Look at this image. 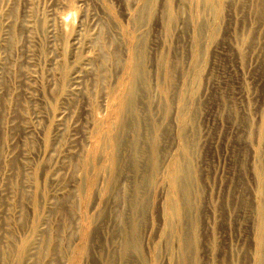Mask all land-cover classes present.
<instances>
[{"label": "rangeland", "instance_id": "obj_1", "mask_svg": "<svg viewBox=\"0 0 264 264\" xmlns=\"http://www.w3.org/2000/svg\"><path fill=\"white\" fill-rule=\"evenodd\" d=\"M27 238L21 264H264V0H0V264Z\"/></svg>", "mask_w": 264, "mask_h": 264}, {"label": "bare ground", "instance_id": "obj_2", "mask_svg": "<svg viewBox=\"0 0 264 264\" xmlns=\"http://www.w3.org/2000/svg\"><path fill=\"white\" fill-rule=\"evenodd\" d=\"M231 4V3H230ZM231 6V5H230ZM146 8V7H145ZM140 12V11H139ZM175 23V22H174ZM238 37V36H237ZM137 38V37H136ZM141 39V38H140ZM139 39V40H140ZM136 41L135 43V47L133 48V52L135 54V63H136V71H135V79L133 80L132 84H131V88L129 91V96L127 99L126 104L124 105L123 108V116L124 118L122 119L121 123H120V133L115 137V140L117 142V145H120L122 142H125L124 140V132L126 129L130 128L129 126L132 125V129L134 131V134L139 132V135L137 136V138L133 141H131V145H132V149L134 151V153L136 154V157H133L134 160H138L139 158H141V156H143L144 151L142 149V144L144 143V136L142 138H140L141 135V131L143 129V118L140 114V111L142 109H140V94H141V87H140V81H142L143 78V73L145 72L144 66H143V55H144V45L143 43ZM145 41V40H144ZM143 41V42H144ZM148 52V51H147ZM146 53V52H145ZM67 74V72L65 73ZM64 74V75H65ZM148 75V73L146 74ZM148 77V76H147ZM148 79V78H147ZM72 80V79H71ZM132 81V80H131ZM67 85V83H66ZM143 104V103H142ZM142 113V111H141ZM147 115V114H146ZM149 126V125H148ZM130 131V130H129ZM132 131V132H133ZM126 133V132H125ZM191 134V133H190ZM144 135V134H143ZM190 140V139H189ZM130 146V145H129ZM117 147V146H116ZM192 147V146H191ZM130 148V147H129ZM131 149V150H132ZM160 149V148H159ZM146 151V150H145ZM162 154V153H161ZM194 157V156H193ZM142 160V159H141ZM231 160V159H230ZM128 165V164H127ZM126 165V166H127ZM137 168H140L139 163H137L135 165ZM230 167V166H229ZM148 170V169H147ZM183 172V171H182ZM134 173V172H133ZM140 175V174H139ZM194 185V184H193ZM195 186V185H194ZM132 187V186H131ZM130 190V189H129ZM132 191V190H131ZM134 196V195H133ZM128 200V199H127ZM128 204V203H127ZM182 204V203H181ZM188 222V221H187ZM38 227H34L32 233L34 235H36V231H37ZM188 234V233H187ZM184 236V235H183ZM91 237V236H90ZM192 237V236H191ZM31 238H27L22 242V245L18 247V250L16 249L15 251H13V256L16 257L15 263L14 264H21L20 261L25 260L30 253L32 252L33 246H37L35 244L36 243V239H34L33 242H31ZM186 244V243H185ZM13 247V246H12ZM131 247V241L129 239H126L124 244H123V253L127 254V251L129 250V248ZM9 250V249H8ZM11 250V249H10ZM9 252V251H8ZM4 252V255L5 256ZM36 253V252H35ZM34 253V254H35ZM33 254V255H34ZM264 255V254H263ZM262 255V256H263ZM10 256L7 254V258H9ZM23 258V259H22ZM129 258V257H128ZM127 258V259H128ZM264 258V257H263ZM30 259V258H29ZM189 259V258H188ZM27 260V259H26ZM5 261V260H4ZM12 262V260H10ZM9 261V262H10ZM6 264V263H5ZM25 264V262H24Z\"/></svg>", "mask_w": 264, "mask_h": 264}]
</instances>
